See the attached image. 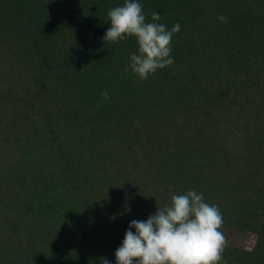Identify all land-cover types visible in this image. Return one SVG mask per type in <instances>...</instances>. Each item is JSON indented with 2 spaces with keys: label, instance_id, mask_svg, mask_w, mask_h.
<instances>
[{
  "label": "trees",
  "instance_id": "trees-1",
  "mask_svg": "<svg viewBox=\"0 0 264 264\" xmlns=\"http://www.w3.org/2000/svg\"><path fill=\"white\" fill-rule=\"evenodd\" d=\"M138 2L181 26L147 80L123 71L134 37L102 39L125 0H0V264H116L189 189L224 261L264 264V0Z\"/></svg>",
  "mask_w": 264,
  "mask_h": 264
},
{
  "label": "clouds",
  "instance_id": "clouds-1",
  "mask_svg": "<svg viewBox=\"0 0 264 264\" xmlns=\"http://www.w3.org/2000/svg\"><path fill=\"white\" fill-rule=\"evenodd\" d=\"M107 16L110 27L102 37L105 43L134 37L138 46L124 73L147 80L157 70L174 63L172 40L181 29L179 23L168 30L166 25L157 23L161 20L157 11L152 13V22H146L138 0H125L122 6L110 9ZM218 19L226 23L228 18L219 15ZM101 95L105 100L109 98L107 90ZM222 225L219 207L206 202L202 192L189 189L183 194H172L170 202L163 208L158 206L147 220L130 222L115 251L116 264H227ZM99 259L101 264H110L105 257Z\"/></svg>",
  "mask_w": 264,
  "mask_h": 264
},
{
  "label": "rangeland",
  "instance_id": "rangeland-1",
  "mask_svg": "<svg viewBox=\"0 0 264 264\" xmlns=\"http://www.w3.org/2000/svg\"><path fill=\"white\" fill-rule=\"evenodd\" d=\"M251 239H253V238H251Z\"/></svg>",
  "mask_w": 264,
  "mask_h": 264
}]
</instances>
